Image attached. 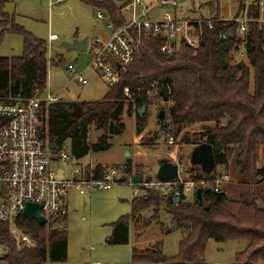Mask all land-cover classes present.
Listing matches in <instances>:
<instances>
[{"label":"trees","instance_id":"16d2710c","mask_svg":"<svg viewBox=\"0 0 264 264\" xmlns=\"http://www.w3.org/2000/svg\"><path fill=\"white\" fill-rule=\"evenodd\" d=\"M81 1L111 15L117 11L116 0ZM206 7L207 16L215 22L213 28L206 31L203 44L197 50L182 47L176 54L165 55L160 52L163 40L153 36L144 42L134 62L120 71L117 84L102 101L62 103L58 100L43 104L40 113L42 131L48 135L52 149L57 151L69 142L72 157L82 158L88 152L86 137L91 126L103 132L93 148L107 149L108 137L122 133L123 116L134 109L137 111L136 133H142L147 120L146 115L140 117L138 111L162 98L159 89L165 86L169 92L166 112L170 122L161 124L164 131L170 132L169 127H172L174 137H177L184 127L212 123L213 127L202 137L205 136V143L212 146L216 165L228 167L229 157L233 154L231 165L238 169L239 175L244 177L251 173L264 181V24L256 18L247 21L246 42L242 45L238 21L243 5L240 4L232 20L222 19L212 2ZM12 31L23 37V55L0 57V92L4 98L25 99L36 89L43 92L47 87V49L44 42L21 29L13 28ZM242 47L247 65L234 59ZM153 90L155 92L150 94ZM135 167L128 158L126 173L133 175ZM196 168V173L195 168L189 170L192 172L190 182L202 190L201 204L197 197L193 202H185L181 191L177 204L172 194L160 196L152 190L133 200L132 218L154 206V214L150 217L153 220L157 217L158 206H162L182 237L175 256L167 257L161 248L133 250L132 262L205 264L206 244L213 239L219 243L247 242L245 249L234 255L232 264H264V209L255 201L230 200L225 195L215 198L199 184L208 180L211 174ZM100 169L94 168L95 174ZM65 217L47 224L21 217L18 228L36 241L32 249L16 248L7 224L0 223V248L3 249L0 261L3 264L67 261V235L64 227H60ZM129 219L123 217L114 223V239L110 242L127 244Z\"/></svg>","mask_w":264,"mask_h":264},{"label":"rangeland","instance_id":"374dc122","mask_svg":"<svg viewBox=\"0 0 264 264\" xmlns=\"http://www.w3.org/2000/svg\"><path fill=\"white\" fill-rule=\"evenodd\" d=\"M0 0V57H21L23 55V37L13 32V28L21 29L33 38L46 45L48 60L47 88L54 92L62 103L96 102L102 101L112 90L102 75L92 69L89 64L93 53L91 41L99 38L106 41L111 31L106 28V20H99L97 12H104L97 7L85 4L81 0ZM151 1V0H149ZM264 0H181L179 17L207 16L206 4L212 2L220 11L224 20H232L240 4L243 5L240 20L249 21L251 18L264 24V6H258L257 16L254 7ZM255 4V5H253ZM253 5L252 7H250ZM245 8V10H244ZM161 9L155 11V16L161 18ZM56 35L57 40L49 41L50 35ZM87 39V49L84 52L67 50L63 44H71L75 40ZM235 57V55H234ZM248 64L246 57L234 58ZM235 61V62H236ZM76 67L78 73L86 79V84L73 80L68 72V65ZM250 90L253 88V73L250 72ZM155 92V90L150 91ZM127 94L128 91L125 90ZM162 98L155 99L144 108L146 126L142 133H136V110L131 114H124V130L119 135L108 137L107 149L93 148L102 135V131L94 127L88 129L86 145L88 152L80 159L71 155L69 142H65L58 154L51 159V168L64 169L70 174L71 167L116 169L120 176L126 173L125 163L129 158L134 166V174L154 181L159 160L169 159L179 168V177L184 182L181 194L185 202H193L196 196V185L190 182L192 172L189 158L192 149L205 142L207 130L212 123H199L184 127L177 137H174L172 127L170 132L164 131L161 125L170 122L166 112L167 104ZM140 108V109H142ZM163 111V118L158 114ZM225 121L223 120L222 123ZM169 132V133H168ZM48 150H52L48 135L45 133ZM61 152H68L70 161L64 164L57 160ZM56 159V160H55ZM233 154L229 157L228 167L216 165L208 180H217L221 193L230 200L243 199L255 201L264 209V181L255 178L253 174L242 177L238 169L232 164ZM261 164L258 166L260 167ZM192 167V168H191ZM186 168V170H185ZM202 174V173H201ZM199 185V184H198ZM196 188V189H195ZM147 190H152L160 196L157 189L139 188L138 192L129 184H117L106 191L86 193L81 196L74 189L68 192L66 198L67 215L63 220V227L67 235V262L103 264H145L132 262L133 250L161 248L167 257H173L178 251L181 231L171 223L170 215L162 206L157 208V217L150 219L154 214V206L143 209L135 218H132V202L143 197ZM169 193L168 195H171ZM128 217V242L115 244L113 225L120 218ZM247 246L246 241H229L219 243L209 239L204 255L205 264H232L234 255ZM0 264L3 262L0 261Z\"/></svg>","mask_w":264,"mask_h":264},{"label":"built area","instance_id":"2783aa9c","mask_svg":"<svg viewBox=\"0 0 264 264\" xmlns=\"http://www.w3.org/2000/svg\"><path fill=\"white\" fill-rule=\"evenodd\" d=\"M180 3L181 0H116L115 15L106 11L97 12V19L106 20V28L112 33L106 41L99 38L91 41L93 53L89 66L113 87L119 80L120 71L134 62L144 42L153 36L163 40L160 52L165 55L176 54L182 47L197 50L215 21L208 16L179 17ZM258 6H264V2H259ZM157 9L162 10L160 19L155 16ZM238 25V34L244 45L247 21L239 20ZM57 39L54 34L49 37V41ZM237 56L244 57L243 47ZM67 70L74 81L87 83L74 65L69 64ZM57 101V95L47 87L43 92L36 89L31 97L25 99L4 98L0 92V223L7 224L9 235L18 249L36 246V241L18 228L21 217H25L26 203L39 204L41 215L49 223L67 215L66 198L71 189L84 196L86 193L109 190L117 184H129L135 192L139 188L157 189L163 195L172 193L176 197L175 188L184 185L179 173L178 178L171 182L157 179L145 182L147 178L142 177L141 183H135L132 175L120 176L116 169H100L95 174L94 168L86 171L72 166L68 176L64 169H52L51 159L62 148L48 150L40 113L43 104ZM56 159L68 164L70 156L68 152H61ZM199 184L202 188L212 184L214 193L221 191L217 180H203ZM2 251L0 248V255ZM55 264L103 263L65 261Z\"/></svg>","mask_w":264,"mask_h":264},{"label":"water","instance_id":"95a60500","mask_svg":"<svg viewBox=\"0 0 264 264\" xmlns=\"http://www.w3.org/2000/svg\"><path fill=\"white\" fill-rule=\"evenodd\" d=\"M64 48L67 50H73L77 52H84L87 49V39L84 38L82 40H75L71 44H63ZM159 95L162 97L164 101H168L169 92L165 86H161L159 89ZM144 108L138 111V115L141 117L143 115ZM163 111L159 112L158 117L163 118ZM189 163L191 166L199 167L201 172L204 174H212L215 167L216 161L214 157L213 148L208 143H201L195 146L189 158ZM179 167L176 163L170 162L167 158H162L159 160V166L155 174V178L160 182H171L178 178ZM132 180L135 183H141L143 181L142 176L139 174H133ZM148 182V179L145 180ZM181 191V186L178 185L175 188V192L177 194L175 198V203L177 204L180 201L179 194ZM201 189L196 190L197 199L201 204ZM208 192V191H207ZM215 198H220L224 195V193H214L212 192ZM207 209V208H206ZM23 214L28 220H35L39 224H46L47 219L41 215L40 213V205L33 203H26Z\"/></svg>","mask_w":264,"mask_h":264},{"label":"crops","instance_id":"0c3cea01","mask_svg":"<svg viewBox=\"0 0 264 264\" xmlns=\"http://www.w3.org/2000/svg\"><path fill=\"white\" fill-rule=\"evenodd\" d=\"M253 5H255V4H253ZM253 5H251L250 7H252ZM254 9V12H251L250 14L251 15H253L255 12V14H257V10H258V4H256V6L253 8ZM244 10H245V8H244ZM179 12V11H178ZM177 12V13H178ZM196 17H199V16H196ZM195 18V17H194ZM54 93V92H53ZM55 94V93H54ZM86 171L88 170V169H90V168H84ZM144 178V177H143ZM145 264H156V263H145Z\"/></svg>","mask_w":264,"mask_h":264},{"label":"flooded vegetation","instance_id":"af4514ba","mask_svg":"<svg viewBox=\"0 0 264 264\" xmlns=\"http://www.w3.org/2000/svg\"><path fill=\"white\" fill-rule=\"evenodd\" d=\"M166 102V101H165ZM159 115V114H158ZM210 181V180H207ZM205 191H209L212 193L211 185H207L206 187L203 188Z\"/></svg>","mask_w":264,"mask_h":264}]
</instances>
